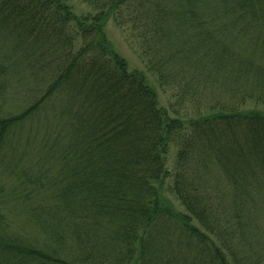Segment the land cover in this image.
Masks as SVG:
<instances>
[{
    "label": "trees",
    "instance_id": "16d2710c",
    "mask_svg": "<svg viewBox=\"0 0 264 264\" xmlns=\"http://www.w3.org/2000/svg\"><path fill=\"white\" fill-rule=\"evenodd\" d=\"M69 1L0 0V264H264V0Z\"/></svg>",
    "mask_w": 264,
    "mask_h": 264
},
{
    "label": "rangeland",
    "instance_id": "374dc122",
    "mask_svg": "<svg viewBox=\"0 0 264 264\" xmlns=\"http://www.w3.org/2000/svg\"><path fill=\"white\" fill-rule=\"evenodd\" d=\"M75 11L77 12H94L95 10L86 2L80 0H70ZM108 35L114 42L117 49L130 61L132 67L144 68L141 50L138 45V38L135 35L134 29L131 27V22L122 20L118 24L114 20H110L107 26ZM156 89L159 93L160 101L162 105L170 107L171 110H175V115H185L188 112L189 105L186 101H177L176 97H173L172 91L168 88L162 87L158 82L154 81ZM210 90V89H209ZM208 93L207 91H205ZM176 154V148L172 147L169 152L170 165H173ZM177 201V200H176Z\"/></svg>",
    "mask_w": 264,
    "mask_h": 264
}]
</instances>
